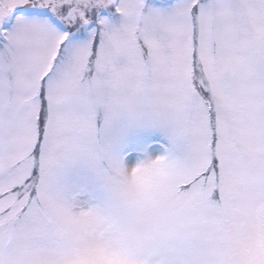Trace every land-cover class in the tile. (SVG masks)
I'll list each match as a JSON object with an SVG mask.
<instances>
[{
  "label": "snow or ice",
  "instance_id": "1",
  "mask_svg": "<svg viewBox=\"0 0 264 264\" xmlns=\"http://www.w3.org/2000/svg\"><path fill=\"white\" fill-rule=\"evenodd\" d=\"M0 264H264V0H0Z\"/></svg>",
  "mask_w": 264,
  "mask_h": 264
}]
</instances>
